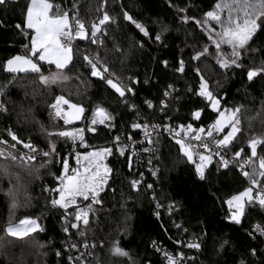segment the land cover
<instances>
[{"label": "trees", "instance_id": "trees-1", "mask_svg": "<svg viewBox=\"0 0 264 264\" xmlns=\"http://www.w3.org/2000/svg\"><path fill=\"white\" fill-rule=\"evenodd\" d=\"M27 2L8 0L6 6H0V88L5 89L0 93V105L4 109L0 110V139L8 141L9 145L15 143L8 135L11 130L23 142L30 139L41 152L49 151L51 142L56 145V160L41 167L45 158L38 156L30 167L19 159L12 162L0 157V243H6L0 251V264H70L69 257L85 241L93 246L88 264H97V261L99 264H166L158 248L174 255L184 252L185 264H240L241 261L262 264L264 241L249 233L254 224L264 223V208L248 205L239 225L226 219L229 210L224 201L247 187L245 179L235 169L222 168L212 158L205 170L206 177L201 180L196 175L195 164L189 163L178 145L165 137H159L156 143L155 177L146 176L136 188L131 182L138 177L139 170L129 164L126 153L121 155L113 150L108 159L111 180L100 198L101 203L93 204L94 214L90 215L89 224L85 226L79 222L80 231L84 233L80 236L71 228L75 210L64 213L53 207L46 191L57 185L62 158L59 154L64 153L70 138L49 137L46 133L69 131L71 127L50 111L49 106L57 96L83 107L82 119L76 124L85 125L96 106L112 115L110 129L98 127L95 134H86L87 143L94 148L108 145L115 132L137 134L139 128H132L134 123L143 125L146 121L168 120L173 124L192 123L206 127L215 121L217 112L207 106L205 98L197 95L200 75L196 70L199 69L209 90L222 98L221 109L241 108L243 131L237 134L238 138L228 150L234 155L243 149L239 160L249 158L251 150L247 141L253 136L264 137V73L253 81L247 79V70L260 67L264 61V32L248 46L249 51L258 47V54L244 56L242 68L225 70L216 62L217 49L207 32L195 22H203V14L212 10L217 0H50L62 10L66 6L72 9L75 3L74 11L87 25L88 38H77L73 59L63 70L67 79L45 86L39 82L37 74L9 73L3 67L10 57L26 54L23 45L30 47V35L26 38L15 27L23 23ZM105 11L114 22L101 26L94 44L91 24L98 23ZM123 12L142 23L150 35L140 33L134 24L124 19ZM183 16L190 18L187 23L182 22ZM165 26L167 30L161 31ZM158 32L161 33L159 41L155 39ZM205 46L209 51L193 60L192 57L203 52ZM221 49L222 54L230 52L226 46L222 45ZM86 55L99 57L100 63L108 67L109 74H105L104 79L91 75V68L84 60ZM181 60L183 71H177ZM38 64L43 75L54 69L52 64ZM112 73L118 78L117 82L133 89L126 92L123 99L106 83ZM165 91L170 95L165 96ZM146 101L153 107L149 108ZM197 109L202 114L194 122L191 113ZM22 149L20 143L13 151L19 154ZM257 152L252 161L259 171V157H264V146L258 145ZM4 168L8 174H4ZM251 171L248 165V172ZM9 190L16 195L14 209ZM87 203L91 201L83 205ZM26 217H41L42 230L23 240L5 234L4 228L10 221ZM175 225L182 227L177 230ZM65 227L67 232L63 230ZM197 238L202 243L200 249L176 243L180 240L186 244ZM224 241L227 243L221 248ZM113 242H118L129 257L112 255ZM73 244L76 247H72ZM253 249L255 255L251 254Z\"/></svg>", "mask_w": 264, "mask_h": 264}, {"label": "snow or ice", "instance_id": "snow-or-ice-1", "mask_svg": "<svg viewBox=\"0 0 264 264\" xmlns=\"http://www.w3.org/2000/svg\"><path fill=\"white\" fill-rule=\"evenodd\" d=\"M8 0H0V6H6ZM77 5L74 3L72 9L62 10L58 4H53L50 0H28L26 11L23 13V23L15 25L17 29L25 35L26 38L30 35V50L29 45H23L24 52L26 54H17L10 57L3 63L4 70L9 73H27L32 72L37 74L39 82L45 86L56 84L60 81L66 80L67 77L63 75L61 70L66 69L73 59V47L71 41L75 37L81 39L88 38V29L84 21L79 17V13L74 11ZM179 12H184V9H178ZM227 13L225 17L223 13ZM204 20H196V24L200 26L208 34V38L217 49L216 62L220 68L228 70L232 67L242 68L243 65L241 60L244 56L256 55L260 49L254 47L249 51V44L254 40L261 32H264V0H217V3L213 6L212 10H209L203 14ZM123 17L126 21H130L135 25L136 29L139 30L145 36H149L150 33L146 27L133 19L128 12H123ZM182 22L187 23L190 19L187 16H183ZM194 19V18H193ZM215 22L219 26L220 31H215L214 28L210 27V22ZM114 22V18L111 17L106 11L102 18L99 19L98 23L93 22L91 24V37L92 43H96L97 34L101 31V26H106L108 23ZM27 30H31L30 33ZM166 26L162 27L161 31H166ZM155 39L159 41L161 39V33L156 34ZM222 45H227L231 51L229 54H222ZM209 49L205 46L203 52H197L192 59L198 60L205 55ZM34 59L37 62H34ZM85 62L91 68V75L93 77L105 78V74H109V69L100 63L99 57L84 56ZM48 62L55 64L57 71L51 72L45 76L41 73V68L38 62ZM167 63L166 61L164 62ZM184 62L180 61V67L177 71H183ZM197 74L200 75V85L197 95L203 97L207 101V106L211 107L214 112H217L216 120L207 126V128L193 129L191 124L179 125V131L174 132L173 128L168 125H151L155 129L162 128L164 131H168L170 134L174 132L175 143L179 145L181 154L187 158L188 162L195 164L196 175L201 179H205V170L211 163L213 156H218V163L227 168L229 166L228 159L221 154L222 150L228 149L232 142L238 138V133H242L241 128V108L237 106L235 109L229 108L221 111V99L218 98L212 91L209 90V85L204 77L200 74L199 69L196 70ZM264 73V61H261V66L257 68H249L247 70V79L253 81L258 75ZM118 78L115 74H110V78L106 79V83L116 93L119 94L120 98H125L126 92H132L133 89L117 82ZM11 83V81L9 82ZM171 88V86H169ZM4 88H0V93L4 92ZM165 96L170 95L168 91H165ZM149 108L153 107L150 101H146ZM164 105V101H161ZM61 105H67V111H65ZM166 107V105H164ZM55 110L56 117H62L65 125L70 124L73 120H80L84 113L83 107L77 104H73L70 100L65 99L63 96H57L55 102L49 106ZM134 107V106H132ZM0 110H3V105H0ZM201 110H194L191 115L194 120L201 118ZM113 120V117L106 109L96 106L93 109V118L90 121L87 131L95 132L94 127L97 124L104 125L106 122ZM227 126V134L223 136V139H219L215 134L222 133ZM148 129V124L134 123L132 128ZM84 129H72L71 131L63 130L57 132H47L46 135L58 136L60 138H70L73 143L76 140L80 141L81 146H84ZM194 133L193 135H190ZM8 135L15 143L8 144V141L0 139V145H7V147H0V157H4L6 160L16 162L18 159L22 163H29L37 159L38 156L45 158L44 167L49 162L56 160V145L49 143V151L41 152L38 148L33 146L30 142H23L18 139L17 135L11 130L8 131ZM148 138L149 144H155L156 141L152 140L150 135L145 133ZM211 140L215 145V151L212 149L207 141ZM120 137L115 138V142L119 144ZM196 143H193V142ZM23 144V147L28 149L25 154L23 152L17 154L13 151L16 149L17 144ZM264 146V137L253 136L247 141V146L251 149V157L244 160L240 164L243 175L248 178L250 186L246 187L243 191L238 194L232 195L230 198L224 201L228 206L229 215L226 217L230 222L237 225L242 223V217L246 214V208L248 205H258L260 208H264V180L258 177L264 178V157H259V171L255 167V163L252 161V157H257V146ZM202 149V151H201ZM116 151L121 155H124L123 147H117ZM149 151V149H145ZM207 153V154H205ZM113 150L109 147H100L93 151H86L84 153H76V161L78 167L71 169L69 174V160L68 158H62L63 160V171L61 175L57 177L59 180V187L56 189H46V191L57 192L59 198H53L51 204L53 207H59L69 210L70 206L75 208L74 222L71 223V228L76 229L80 236H84V233L80 231L79 222H82L87 226L90 222V215L94 214L93 204L101 203L100 193L104 190L108 183L111 169L107 164L104 163L107 156L112 155ZM243 149L236 151L233 155V159L237 160L242 158ZM197 157L199 163L196 162ZM51 158V160L49 159ZM131 163V157H129ZM245 165H250L252 171H244ZM4 174H8L7 168L2 169ZM153 175L156 172L153 171ZM142 175V174H141ZM139 180L131 182L132 187L136 188L139 184ZM149 188L152 186L149 185ZM8 195L12 197L11 208H15L16 195L13 191L9 190ZM78 199H82L87 203L86 206L78 203ZM159 208L160 205L157 204ZM170 205V209H171ZM158 215V213H157ZM67 219V217H62ZM179 230L182 225H175ZM253 230L256 233L264 236V225L254 224ZM38 230H42L37 220L26 217L19 220V222L10 221L4 228V232L7 236L23 240L30 238L32 233ZM65 232L68 228L63 229ZM252 235V233H249ZM177 244H181L189 249H200L202 243L200 238L195 240L190 239L186 244L183 241L177 240ZM227 241L220 244L223 248ZM85 248L88 247L87 242L83 245ZM155 246V242L154 245ZM72 247H76L75 244ZM159 250V249H158ZM110 253L114 256L129 257V253L119 247L118 242H113L110 249ZM252 255H255V250L251 251ZM57 255H60L58 252ZM89 256L93 255L92 252L88 253ZM167 264H183L182 253H176L175 255L164 252ZM71 260V257H69ZM79 264H87L81 257H77ZM99 264V261H97ZM240 264H244L243 261ZM264 264V262H262Z\"/></svg>", "mask_w": 264, "mask_h": 264}, {"label": "built area", "instance_id": "built-area-1", "mask_svg": "<svg viewBox=\"0 0 264 264\" xmlns=\"http://www.w3.org/2000/svg\"><path fill=\"white\" fill-rule=\"evenodd\" d=\"M64 10H70V8L68 6H66ZM73 36H74V39L71 41L72 47L75 45L76 40L78 38V37H75V33H73ZM61 107L63 108V105H61ZM2 111H4V109ZM92 118H93V115L86 122L85 125L84 124L70 123L71 127H70L69 131H71L74 128L75 129H84L85 130L84 131L85 139H84V146H81L79 140H76V142L73 143V141L70 139V143L66 147L64 153L63 154H59V155H61L62 158H65V157L68 158V160H69V174H72L71 173V169H75V168L78 167L77 161H76V153H78V152L79 153H84L86 151H93V150L97 149V148H94V147H92L91 145H89L87 143L86 134L87 133L95 134L97 129H98V127H103L105 129H110L109 122H106L104 125H100V124L95 125L94 126L96 128L95 132L87 131V129L89 127V124H90V121H91ZM196 121H198V120H194V122H196ZM144 124H148L149 128L146 130L143 127H141V128H139L137 134H134V135L130 134V133H125V132H122V131L113 133L111 141L109 142V144L104 146V147H109L112 150L116 149L117 147H123L124 153H126L127 156H128L129 164L135 170H139V175L135 179V180H139V182H142L143 180H145L146 176H149L150 178H154L155 175L152 174L153 171H155L157 173V165L155 163V159H154L153 155H154V152H155V149H156V143H157V140H158L159 137H165V138H168V139L172 140L173 142H175L174 132L179 131V127H178L179 125L187 126L188 124H191L193 129L207 128V126L206 127L205 126H198V125L192 124V123L173 124V123L168 122V120L157 121V122L146 121ZM164 124H168V125H170L173 128V130H174L173 134H170L168 131H164L162 128L154 130L151 127V125H164ZM146 131L150 135L151 139L156 141L155 144H149L148 143V138L145 135ZM193 134L194 133L190 132V135H193ZM215 135L219 139H221V135H222L221 133H216ZM116 137H120L119 144H117L115 142V138ZM25 142H30L33 146H35L30 139H26ZM207 142L210 145H212V149H213V151H215V145L213 144V142L211 140H208ZM193 143H196V142L194 141ZM178 147H179V145H178ZM145 149H149V151H145ZM201 151H202V149H201ZM21 152L26 154L28 152V149L23 147V149L20 151V153ZM205 154H207V153H205ZM221 154L224 155L226 159L231 161V163H229V166L227 168L235 169L245 179L246 185H247V187H249L250 186L249 180H248L247 177H245L243 175V172L241 171V168H240V164H242L243 161L247 160L248 158H245L242 161L239 160V158H238V162H237V160L233 159V155L229 154V150L228 149L222 150ZM110 156L111 155L107 156L105 161H104V163L107 164V165H108V159H109ZM129 157H131V163L129 161ZM62 158H61V161H60L61 169H60L59 176L61 175V172L63 171V160H62ZM213 158H215L217 161H219V157L218 156L214 155ZM33 162L34 161H31V162H29L27 164L32 166ZM108 167H109V165H108ZM222 168H224V167H222ZM244 171H248V165H245ZM111 175H112V171H111V173L109 175V180H108L107 185L105 186L104 190L100 193V198L107 190V187H108L109 182L111 180ZM261 180H264V178H262ZM59 186H60L59 185V180L57 179V185L53 189H56ZM260 186H264V185H260ZM47 193L49 194V197H50L51 201H52L53 198H59V194L57 192L48 191ZM51 201H50V203H51ZM78 203L83 205V203H85V201H83L82 199H78ZM59 209L62 210L64 213H67V212H69L72 209L75 210V208L71 207V206H70L69 210H67V211L65 209H62V208H59ZM38 223L40 225V228L42 229L43 228V221H42L41 217L38 218ZM261 225H264V223L261 224ZM252 234L254 236L260 238L262 241H264V236L260 235L259 233L254 232L253 227H252ZM158 249H157L158 253H160L161 258L167 264L166 258L164 256V252H167V251H165L162 248H158ZM89 252L93 253V246L92 245H88L87 248H85L84 246H81L80 248L75 249L73 254H72V256H71L70 264H79V261L77 260V257H81L84 261L87 262V259L89 257V255H88ZM180 253H182L183 264H185V262H186L185 254H184V252H180ZM262 255L264 256V249L262 250ZM87 264H88V262H87Z\"/></svg>", "mask_w": 264, "mask_h": 264}, {"label": "rangeland", "instance_id": "rangeland-1", "mask_svg": "<svg viewBox=\"0 0 264 264\" xmlns=\"http://www.w3.org/2000/svg\"><path fill=\"white\" fill-rule=\"evenodd\" d=\"M223 15L226 17L227 16V13L225 12V13H223ZM210 27H212V28H214L215 29V31H220V28H219V26L218 25H216L215 24V22L213 21V22H210ZM30 43H31V41H30ZM223 46H226V47H228L227 45H223ZM229 48V47H228ZM29 50H30V47H29ZM230 51H231V49H230ZM230 52H227V54H229ZM34 62H36L35 60H34ZM50 64V63H49ZM53 65V64H52ZM57 71V69H56V66H55V64H54V69L52 70V71H50L49 73H51V72H56ZM62 72H63V75L65 76V74H64V71L63 70H61ZM49 73L48 74H46L45 76H47V75H49ZM64 81V80H63ZM60 82H62V81H60ZM59 83V82H58ZM52 85V84H51ZM50 86V85H49ZM56 100V99H55ZM55 100L50 104V105H52L54 102H55ZM74 104V103H73ZM65 106V111H67L68 109H67V105H64ZM64 106H63V108H64ZM50 108V107H49ZM211 108V107H210ZM224 109H226V108H223V109H220L221 111H223ZM50 111H51V113L55 116V110L54 109H51L50 108ZM217 115H218V113H217ZM56 117V116H55ZM56 118H58V119H60V120H62V122L64 121L63 120V118L62 117H56ZM216 118H217V116H216ZM216 118H215V120H216ZM81 119H82V117H81ZM80 119V120H81ZM80 120H73L71 123H75V122H79ZM63 124H64V122H63ZM229 129H227V126L225 127V130L221 133L222 135H221V139H223V136L224 135H226L227 134V131H228ZM251 150V149H250ZM250 153H251V151H250ZM196 162L197 163H199V159H198V157H197V160H196ZM30 167H33V166H30ZM34 170V173L35 174H37V171L35 170V169H33ZM228 207V206H227ZM29 218H31V217H29ZM38 218L39 217H35V218H32V219H35V220H37V222H38ZM22 219H24V218H22ZM21 220V219H20ZM19 222V220L17 221V223ZM39 224V223H38ZM38 231H40V230H38ZM4 243V242H3ZM6 246V243H4V244H2V242L0 243V251L2 250V248H4Z\"/></svg>", "mask_w": 264, "mask_h": 264}, {"label": "crops", "instance_id": "crops-1", "mask_svg": "<svg viewBox=\"0 0 264 264\" xmlns=\"http://www.w3.org/2000/svg\"><path fill=\"white\" fill-rule=\"evenodd\" d=\"M45 63H48V62H46V61H44ZM49 64V63H48ZM53 66H54V64H53ZM64 106V105H63ZM64 110H65V106H64ZM75 123H77V122H75Z\"/></svg>", "mask_w": 264, "mask_h": 264}]
</instances>
